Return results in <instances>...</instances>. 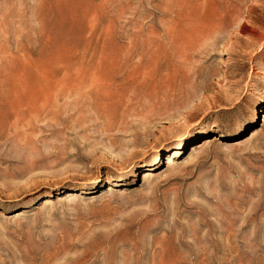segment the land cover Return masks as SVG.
<instances>
[{"label": "rangeland", "instance_id": "1", "mask_svg": "<svg viewBox=\"0 0 264 264\" xmlns=\"http://www.w3.org/2000/svg\"><path fill=\"white\" fill-rule=\"evenodd\" d=\"M260 202L264 0H0V264H264Z\"/></svg>", "mask_w": 264, "mask_h": 264}, {"label": "bare ground", "instance_id": "2", "mask_svg": "<svg viewBox=\"0 0 264 264\" xmlns=\"http://www.w3.org/2000/svg\"><path fill=\"white\" fill-rule=\"evenodd\" d=\"M252 57L253 56L248 58L249 62L252 61ZM247 66L248 65H246V66H243V65L242 66H235V65L228 64L222 70V72L217 76V78L214 81V84L210 88L204 90L197 98H195V100L193 102H191L188 105V107H187L188 113L190 115H197L206 105L211 103V101L216 98V95L219 94L218 93L219 90L225 88L227 83L229 81H231L230 80L231 78L233 79V77H238V75H240L243 72V70L245 68H247ZM262 201L263 200H261V202ZM263 205H264V203L260 204V209L264 208ZM259 210H255L254 213L252 212L250 215L251 218H255L256 215L258 214Z\"/></svg>", "mask_w": 264, "mask_h": 264}]
</instances>
